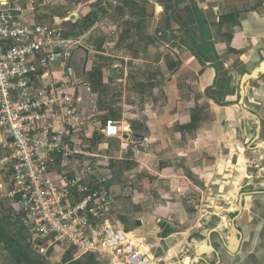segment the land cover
I'll use <instances>...</instances> for the list:
<instances>
[{
    "label": "crops",
    "instance_id": "obj_1",
    "mask_svg": "<svg viewBox=\"0 0 264 264\" xmlns=\"http://www.w3.org/2000/svg\"><path fill=\"white\" fill-rule=\"evenodd\" d=\"M0 5L20 7L30 25L59 24L87 51L68 138L74 153L69 161L54 155V174L71 177L89 164L91 186L107 195L105 220L132 233L158 264H191L209 234L219 254L198 264H264V73L245 82L241 97L243 78L264 65V0ZM67 70L59 62L40 70L35 85ZM109 119L116 136L102 132ZM4 142L0 134V264H110L55 236L38 252L12 194ZM233 227L236 253L226 247Z\"/></svg>",
    "mask_w": 264,
    "mask_h": 264
},
{
    "label": "built area",
    "instance_id": "obj_2",
    "mask_svg": "<svg viewBox=\"0 0 264 264\" xmlns=\"http://www.w3.org/2000/svg\"><path fill=\"white\" fill-rule=\"evenodd\" d=\"M20 12L16 5H0V134L11 151L6 161L14 160L12 194L19 196L38 252L45 254L42 244L55 236L76 253L108 256L110 264H158L132 233L105 220L107 195L91 186L89 164L71 177L51 171L54 155L69 161L74 153L68 138L77 87L65 71L40 87L35 78L58 62L67 70L81 41L66 38L56 23L30 25ZM102 132L116 136L119 127L109 119Z\"/></svg>",
    "mask_w": 264,
    "mask_h": 264
},
{
    "label": "water",
    "instance_id": "obj_3",
    "mask_svg": "<svg viewBox=\"0 0 264 264\" xmlns=\"http://www.w3.org/2000/svg\"><path fill=\"white\" fill-rule=\"evenodd\" d=\"M86 58H87V51L83 48L74 49L72 53V57L70 59L69 68L66 72V74L69 76V78L77 83V85H83L84 84V69L86 64ZM264 73V65L256 69L253 73L246 75L242 80V88H241V97H244V85L245 82L248 79H257L261 76V74ZM241 98V99H242ZM240 108L245 112L246 115L252 116L255 118V115L252 112L247 111L242 106V100L240 103H238ZM74 113H76V108H74ZM234 235L231 237V239L228 241V244H226L227 249L231 253H236L239 249V246H237L235 249L231 248V244H236L237 241L240 240V232L233 227ZM222 240V239H221ZM212 243L211 234L208 235L207 240H203V243L196 249H194L195 256L193 257L191 264H198L199 262H206L203 258L204 255L207 253H214L218 255V251L216 248L209 249V244ZM239 245V244H238Z\"/></svg>",
    "mask_w": 264,
    "mask_h": 264
}]
</instances>
